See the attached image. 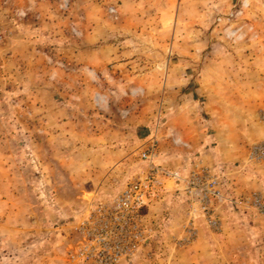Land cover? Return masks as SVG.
<instances>
[{
  "label": "rangeland",
  "instance_id": "rangeland-1",
  "mask_svg": "<svg viewBox=\"0 0 264 264\" xmlns=\"http://www.w3.org/2000/svg\"><path fill=\"white\" fill-rule=\"evenodd\" d=\"M130 50L140 52L127 67L133 74L148 71L152 83L155 71H161V88L149 81L146 90L113 83L108 73L116 75L115 65L132 57L118 54ZM173 67L192 71L193 103L188 113L184 110L197 134L186 155L189 165L178 167L168 164L172 154L161 144L163 139L182 143L174 133H163L176 112V92L166 87ZM202 89L216 90L223 103H231L214 111L221 139ZM111 100L128 103L124 116L143 109L146 131L116 190L89 193L90 185L75 184L73 171L91 162L76 160L82 155L74 147L86 117L114 114ZM261 115L264 0H0V163L7 174L13 172L17 201L3 193L8 202L0 204V264H68V254L80 242L75 226L89 203L117 194L145 171L141 154L155 137L159 163L184 173L210 167L230 199L255 191L264 195V187L238 190L232 178L264 164L238 154L264 141ZM46 133L66 136L53 144ZM219 143L233 151L227 152L230 160L221 158ZM168 187L144 209L150 232L145 247L122 264H181L199 237L211 247V264H239L231 256L240 252L230 251L225 260L216 246L226 228L243 230L241 264H264V236L256 234L255 219L264 213L215 201L217 225L209 227L201 212H192L182 190L171 181Z\"/></svg>",
  "mask_w": 264,
  "mask_h": 264
},
{
  "label": "crops",
  "instance_id": "crops-1",
  "mask_svg": "<svg viewBox=\"0 0 264 264\" xmlns=\"http://www.w3.org/2000/svg\"><path fill=\"white\" fill-rule=\"evenodd\" d=\"M136 52L140 51L130 50L129 52H120L118 54L119 56L130 54L128 56H132L131 59L125 62L120 61L119 64L115 65L113 72H116V75H112L110 72L108 73L109 78L112 79L114 84L119 85L120 88H134L139 90L147 89V81L150 80L149 72L146 71L133 74L132 70L127 67L134 58H138L134 55ZM190 53L193 54L191 50ZM118 55L115 56L118 57ZM123 58L125 57H119L118 59ZM191 72L192 71L190 68L184 70L173 67L166 81V87L173 89L176 92L174 98L180 100L175 101L174 99V103L176 104V112L168 121L167 126H169V128L163 133H174V139L179 138L182 143H175V140L169 141L167 139H163L161 142L163 150L166 153L170 152L172 154L171 161L168 162L171 167L189 165L186 161L188 160V156L186 155H189V153H191L195 148L193 141L197 138V134L193 133V126L189 121V117L185 116L186 111L187 113L189 112L188 108L191 106L190 103H193V90L188 85ZM204 73L210 75V72L207 70H205ZM161 74V71L156 70L154 73V82L152 83L149 81L150 84L154 86V89H156L157 86L158 88L163 86ZM229 82L230 80H225V83L229 84ZM229 86L231 87L232 85L229 84ZM178 90L185 91L182 92L179 98H177ZM202 90L204 94L207 95V101L205 104L206 106H209V111L213 115L211 119L217 126V129L215 130V136H217L218 139H221L223 136L222 133H219V125L217 124L218 115H214V111L219 112L221 110L219 107L224 104L230 105L231 103L228 104V101L223 103L221 96L217 97L216 90ZM230 100L235 102L234 98H231ZM107 104L110 107L109 111H113L114 114L110 113L109 115L98 116V118L93 116L92 118L94 120L92 118L90 120L88 117H86L84 121L85 125L81 129L82 133H78L80 139H78L79 141L77 143L79 144H76L74 147V153L77 155H82L80 158L77 157L76 160L91 162L90 165H76L73 171V175H75V184L81 186L90 185L91 191H87L89 193L95 192L98 194L105 190V192L111 193L116 190L114 187L120 184L119 182H121L123 174L126 171V164H131L130 155L132 152H134V150H136V144L138 142V144L143 142L142 138H144V135H142V133H145L146 131L144 130V126L147 122V119L145 115H142L143 109L139 110L138 114H125L124 116L123 113L128 111L126 110L128 108V103L120 102L119 104L118 102L111 100ZM177 105H181L180 110L178 109ZM114 106H118L116 110ZM214 107H217V109ZM87 122H89V124ZM94 122H96L97 125H95ZM46 134L49 143L53 142V144H55V140L58 139L57 141L60 142V140H64L66 136V133ZM52 146L53 145H50L49 147ZM218 148L221 158H224V160L227 161L230 160V157H226L228 156V148L221 146L220 143ZM231 152L229 151L228 153ZM238 154L241 156L240 159H246L248 156V150H244V152L241 153L238 152ZM260 165L261 167L256 166V168H251L252 171L250 173L245 172V174L243 173L242 175L239 173H234L232 175L238 190L250 192L254 190H261L264 187V164ZM4 167L5 166L3 165L0 167V204L8 202V199L4 197L6 194H3L7 192L11 194L10 202L16 203L17 201L15 202L14 199V186L16 185V182L12 176L13 172L10 170V174H7ZM10 207L13 209V206L10 205ZM255 219L256 222H258V225L256 226V234L264 236V214L256 216ZM241 232H243V230L238 228L223 229V238L220 239V242L216 245L224 253V255L229 254V252L232 250L240 252L239 256L237 255L235 258L231 256V260H234L235 263L239 264L242 262L240 259L242 253L246 249L245 244L239 240L241 238ZM191 248L192 249L188 255H185L184 257L182 256V258H180V260L183 261L181 264H211V247L208 242L204 241V239H200L199 237L195 244L191 246ZM262 250V259L264 262V248H262ZM224 257L223 259H228L226 255ZM224 264H226V262H224Z\"/></svg>",
  "mask_w": 264,
  "mask_h": 264
},
{
  "label": "built area",
  "instance_id": "built-area-1",
  "mask_svg": "<svg viewBox=\"0 0 264 264\" xmlns=\"http://www.w3.org/2000/svg\"><path fill=\"white\" fill-rule=\"evenodd\" d=\"M261 121L264 124V115ZM141 156L146 161L145 171L127 182L117 194L89 203L75 226L80 242L68 254V264H122L136 256L150 234L144 209L168 190L169 181L189 197L192 212H201L209 227L217 225L215 201L229 200L234 206L264 213L261 192L230 199L223 190L221 177L210 167L196 166L184 173L159 163L156 137ZM248 160L264 163V141L252 144Z\"/></svg>",
  "mask_w": 264,
  "mask_h": 264
}]
</instances>
